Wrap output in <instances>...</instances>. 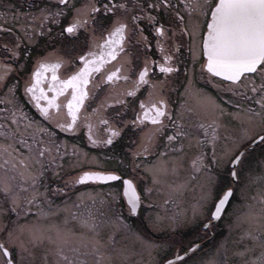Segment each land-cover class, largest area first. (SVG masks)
Returning <instances> with one entry per match:
<instances>
[{"label":"snow or ice","instance_id":"1","mask_svg":"<svg viewBox=\"0 0 264 264\" xmlns=\"http://www.w3.org/2000/svg\"><path fill=\"white\" fill-rule=\"evenodd\" d=\"M0 8V264H264V0Z\"/></svg>","mask_w":264,"mask_h":264},{"label":"flooded vegetation","instance_id":"2","mask_svg":"<svg viewBox=\"0 0 264 264\" xmlns=\"http://www.w3.org/2000/svg\"><path fill=\"white\" fill-rule=\"evenodd\" d=\"M9 1V0H8ZM4 2L3 1H0V5H2ZM30 3H36V4H39V0H32L30 1ZM20 5V4H19ZM20 10H24L25 8H20ZM30 63V61H29ZM190 63V61H189ZM26 71H27V68H26ZM198 86L199 87H203L205 88L209 93L213 94V95H216V89L212 86V84H210L207 80H201L198 82ZM215 92V93H213ZM98 94H102V93H98ZM173 99H175V96L173 97ZM88 103L90 104L91 107H95V102H92V101H88ZM189 106H194V103L193 101H190L189 102ZM26 107L28 108V110L33 114V115H37L34 107H32L31 105H26ZM69 144H78L81 148H85L87 151H89V153H94L97 158L99 159V161L102 163V168H112V167H115L116 166V161L115 160H110V159H107V157L110 155V152L108 149H105L104 147H93L91 145H88L86 143V137H85V133L84 131H81L79 132L78 134L74 135V136H68V135H65V137ZM128 142V137L125 136L121 142V144L117 145V150L120 151V152H123V148L124 146L127 144ZM86 168L87 167H93V168H97L99 169V167H95V165L93 166H85ZM121 171H124V172H127L128 169H124L122 168ZM87 183H94L96 186L102 188L103 190L108 187L109 185H107L105 182H99V181H94V182H87ZM138 187H137V190L139 192H142V189H143V184H144V181L142 179H138L136 181ZM108 184H112L113 186L114 185V182H108ZM217 237V235L215 236ZM216 241V240H215Z\"/></svg>","mask_w":264,"mask_h":264},{"label":"rangeland","instance_id":"3","mask_svg":"<svg viewBox=\"0 0 264 264\" xmlns=\"http://www.w3.org/2000/svg\"><path fill=\"white\" fill-rule=\"evenodd\" d=\"M0 1H3L4 2L3 4H7L9 2L8 0H0ZM30 1H32V0H13V2L16 4V7L18 9H19V7L20 8H25L24 10H21V11H27L28 10V4L30 3ZM0 10H3V9L0 8ZM2 22H4V21H3L2 18H0V23H2ZM5 26L6 27H13V29H14V24L12 22L6 23ZM8 39H11L10 34H8V33H0V41L8 40ZM63 43L64 44H67L68 42L67 41H64ZM58 44H61V41L59 39H57L55 41V43L53 44V46H56ZM0 54H2V49H0ZM30 64H31V61L29 63V67H30ZM201 88H203V87H201ZM215 92H213V93H215ZM193 103L195 104V101H193ZM85 166H93V165H85ZM96 166L97 165H95V167ZM97 167L102 168V163L100 162ZM67 171L68 170H66V172ZM107 185H109V184H107ZM80 190L81 191H84V190H96V191H100V190H103V189L100 188V187H98V186H96L94 183H87L86 186L83 187V188H81ZM104 190H107V187ZM259 190H260L259 189V186H254V193L253 194L258 193ZM121 203H123V201H121ZM147 212H148V209L147 208H143L142 211H141L140 216L137 219L140 220V221H142L143 220V217H144V214L147 213ZM217 233L220 234V237L219 238L218 237L217 238L215 237L214 239H211L209 242H207L205 244V248L206 249L214 247V246H212L214 244V242H216V244H218L220 242V240H221V237L226 234L225 233V230L223 228H218L217 229ZM154 235L162 236L163 234L160 233V234H154ZM231 243L236 244V245H240V244H243L244 242L242 240H240V237L238 235H234L231 238Z\"/></svg>","mask_w":264,"mask_h":264}]
</instances>
